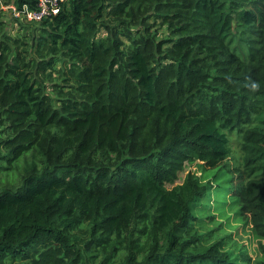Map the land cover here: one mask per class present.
<instances>
[{
  "label": "trees",
  "instance_id": "16d2710c",
  "mask_svg": "<svg viewBox=\"0 0 264 264\" xmlns=\"http://www.w3.org/2000/svg\"><path fill=\"white\" fill-rule=\"evenodd\" d=\"M13 19L0 171L31 153L0 184V264H264L203 209L232 189L264 233V0H64L29 44ZM183 162L209 178L174 184Z\"/></svg>",
  "mask_w": 264,
  "mask_h": 264
},
{
  "label": "rangeland",
  "instance_id": "374dc122",
  "mask_svg": "<svg viewBox=\"0 0 264 264\" xmlns=\"http://www.w3.org/2000/svg\"><path fill=\"white\" fill-rule=\"evenodd\" d=\"M5 2L6 0H0V7L4 13L2 16H0L1 27L4 29L6 26L7 30L12 34H21L20 31L22 28L17 29L18 31L15 30V28H17V22L13 18L20 20L23 22L24 26L28 28L26 29L28 30L26 39H28L29 44L32 42V39H35V37H32V35H38V31L36 30L37 23L24 19L21 15H17L16 11L13 9V5ZM23 32H25V29ZM225 132H228V130H225ZM228 136L231 155L226 158V162H228V166H233L234 163L241 160V139L238 133L235 131H229ZM30 153L31 150L23 153L21 156L11 162L7 160H3L1 162V166L6 168L0 171V184L6 181V177H8V180L12 182L13 179L11 178L17 170L19 171V175H21L26 161L25 157H28L29 159ZM183 163V169L179 171L178 177L174 181V184L180 183L188 171H194L202 179L209 178L210 175L206 172L203 174L201 168L195 163ZM230 176L231 179L227 180L229 185H235L241 180L239 173L236 171L229 173V177ZM13 178L16 181L18 176L14 175ZM233 192L234 190L231 189L220 200L214 196L215 193L213 190L209 195V205L203 208L204 211L207 210L205 215L210 216L209 218L205 219L209 222L208 225L213 227V231L217 233V236H221L223 238L225 247L231 248L234 251L243 249L244 252L250 256L252 261L260 260L264 256V233L258 232L257 228L254 227L249 211L246 209H238L236 206L231 205L230 197L232 196Z\"/></svg>",
  "mask_w": 264,
  "mask_h": 264
},
{
  "label": "built area",
  "instance_id": "2783aa9c",
  "mask_svg": "<svg viewBox=\"0 0 264 264\" xmlns=\"http://www.w3.org/2000/svg\"><path fill=\"white\" fill-rule=\"evenodd\" d=\"M63 1L64 0H37L34 8H29L24 4L18 9L12 3L9 4H12L17 15H21L24 19L40 21L43 18L51 17L58 13Z\"/></svg>",
  "mask_w": 264,
  "mask_h": 264
}]
</instances>
